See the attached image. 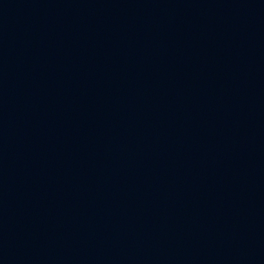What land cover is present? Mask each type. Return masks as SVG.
Masks as SVG:
<instances>
[{"label":"water","instance_id":"water-1","mask_svg":"<svg viewBox=\"0 0 264 264\" xmlns=\"http://www.w3.org/2000/svg\"><path fill=\"white\" fill-rule=\"evenodd\" d=\"M0 264H264V0H0Z\"/></svg>","mask_w":264,"mask_h":264}]
</instances>
